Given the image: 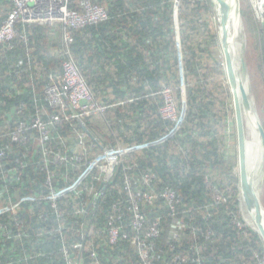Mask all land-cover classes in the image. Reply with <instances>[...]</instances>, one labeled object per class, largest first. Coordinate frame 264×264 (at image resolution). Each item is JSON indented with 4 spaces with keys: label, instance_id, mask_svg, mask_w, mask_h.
Returning a JSON list of instances; mask_svg holds the SVG:
<instances>
[{
    "label": "trees",
    "instance_id": "trees-1",
    "mask_svg": "<svg viewBox=\"0 0 264 264\" xmlns=\"http://www.w3.org/2000/svg\"><path fill=\"white\" fill-rule=\"evenodd\" d=\"M91 1L105 7L109 18L71 30L70 50L95 99L107 109L86 117L85 128L80 120L63 119L52 130L50 147L72 154L71 143L76 149L79 145L78 131L88 130L86 160L119 145L137 150L110 177L94 169L76 191L57 200V208L44 199L49 189L37 130L26 133L24 143L12 142L7 133L20 119L33 124L38 115L47 121L52 114L69 113L52 108L44 92L61 81V50L67 45L62 24H18L27 40L17 39L13 48L0 45V148L11 146L0 160V207L22 202L0 215V264H67L65 246L79 264H95L93 251L101 264H140L130 240L108 241L115 204L120 207L117 215L123 214L119 223L129 236L134 233L128 178L133 194L153 190L157 195L153 204L139 202L147 226L160 220L154 264H261L260 234L237 224H244L240 190L234 159L226 158L223 132L228 91L223 84L210 85L215 76L226 74L211 50L219 42L211 21L212 0L180 2L183 63L175 36L176 0ZM79 2L71 0L70 7L79 8ZM13 7L12 0H0V25ZM166 86L180 112L185 110L177 120L159 111ZM15 167L21 172L13 178ZM52 168L57 188L73 183L84 169ZM145 173L155 176L149 185L143 181ZM166 189L179 199L175 211L162 196ZM97 192L101 195L95 197ZM77 242L84 247L75 249ZM177 256L187 260L176 261Z\"/></svg>",
    "mask_w": 264,
    "mask_h": 264
},
{
    "label": "built area",
    "instance_id": "built-area-1",
    "mask_svg": "<svg viewBox=\"0 0 264 264\" xmlns=\"http://www.w3.org/2000/svg\"><path fill=\"white\" fill-rule=\"evenodd\" d=\"M256 1V2H255ZM256 10L264 20V0H255ZM71 0H12L13 9L9 13L8 17L0 25V45H9L14 47V41L17 39L26 41L27 36L25 33L19 32L17 25L38 23V24H62L64 26V40L67 47L61 50L63 61V75L61 82L55 81L46 88L45 98L49 102L50 106L56 110L62 112L69 111L64 114H52L46 121L42 119L40 115L37 116L33 124L20 119L13 129H11L7 135L12 142L24 143L25 134L31 133L34 129L38 132V141L42 148V161L41 164L46 173V184L49 189V193L44 199L53 203V206L57 208V200L64 197L73 191H76L77 186L87 178V176L96 169L95 167L105 171L110 177L116 168L123 165L126 156L132 150L111 148L95 157L93 160H86L89 148L85 144L88 133L79 132L77 134L78 146L76 151L72 154H65L62 152H56L50 147L52 141V130L57 124L64 120H80L84 117H89L98 113H103L107 109V106L99 103L88 86L86 79L75 62L70 46L73 42V36L71 30L79 29L91 24H97L103 22L109 18L108 11L105 7L94 4L91 0H80L79 8L74 9L70 7ZM164 110V109H163ZM162 110V116L172 120H177L174 116V112L171 114H165ZM21 112V110L19 111ZM64 119V120H63ZM2 134L0 133V136ZM11 146L8 144L5 147L0 148V160H4L7 155V149ZM25 164L20 163V167ZM68 166L75 173L81 168L83 171L74 178V182L63 187L57 188L55 184V178L57 176L56 169L52 166ZM19 167V168H20ZM13 178L20 174L18 167L13 168ZM6 177V175H5ZM154 175L152 173H145L143 181L145 185H149L153 182ZM131 180L127 179V189L132 197V210L134 211L133 235H130L124 230L123 224L119 223L123 214L120 213V207L115 204L114 210L116 215L110 216L111 225L108 229V241L110 244L115 245L121 240H130L133 246H135L141 257L140 264H154L155 255L152 251L155 249V239L160 233V220H155L147 226V220L145 215L139 208V202L146 201L149 204H153L157 195L155 191L149 190L145 192H137L133 194L130 190ZM218 191V190H216ZM215 191V193H216ZM219 192V191H218ZM220 193V192H219ZM2 192H0V196ZM76 195H79L77 192ZM101 193L97 192L95 197L100 196ZM162 196L167 200L170 208L175 211L176 205L179 199L176 196L175 191L166 189ZM10 203L0 207V215L16 210L20 203ZM240 228H245V225L238 222ZM75 249H82L83 243L77 242L73 245ZM62 253L67 259V264H79L77 259H74L71 254V247L65 246L62 248ZM93 258H95V264H101L98 259L97 252H92ZM176 261H186L187 257L177 256ZM261 264H264V258H260Z\"/></svg>",
    "mask_w": 264,
    "mask_h": 264
},
{
    "label": "rangeland",
    "instance_id": "rangeland-1",
    "mask_svg": "<svg viewBox=\"0 0 264 264\" xmlns=\"http://www.w3.org/2000/svg\"><path fill=\"white\" fill-rule=\"evenodd\" d=\"M254 1L255 0H241V13H242V25H243L242 36L245 39V48L243 52V57H244L245 66H246V72H245V74L247 75L246 79L249 82L250 88L252 90V96H253L254 103L256 106V111L258 112L257 113L258 117L264 126V20L261 18V16H259L256 10V6H255L256 1L255 2ZM180 2L181 0H176L173 5V9H174V22H175V33H176L175 36L178 42L177 43L178 55H179V59L183 63L181 27L179 25L180 24L179 23ZM212 2H213V10L215 13H213L211 21L214 23V26L216 28L219 42L217 43V46L213 47V49L211 48V50H214L212 53L213 56L218 58V59L216 58L217 60L216 62L219 63V65L223 66L225 69V58H224L225 56L223 57V54L221 51V48L223 50V47L220 44V36H219V29H218L219 28L218 26L219 20L217 18L218 11L215 8L214 0H212ZM50 25H55V24H50ZM225 73H226V69H225ZM212 80L213 81L210 84L211 88L214 87L215 83H219V86L223 84L224 86L223 90L228 91L226 95L227 109L225 111V113L227 114L226 120H228V122L226 125V129H223V132L225 134L224 141L226 144V155H227L226 158H228V156H231V159H234L233 171L235 172L236 177L238 178L236 185L239 187V190H240L238 138H237V132H236V119H235L236 117H235L234 107H233L235 102L233 99L227 73L223 76L222 75L215 76ZM57 82L60 83L61 81L58 80ZM186 85L187 83L184 80L181 86L183 90V95H185L186 90H187ZM161 93L164 94V99H165L164 104L159 109L161 113H162V110L164 109L163 113L165 114V116H167V114H171L172 112L175 113L174 116L176 118H178L181 115L182 116L185 115L184 109L181 112L178 109V102L176 101L174 92L172 91L171 88L166 86L164 87V90L161 91ZM217 94L220 97L223 96V95L221 96L219 93ZM95 115H98V114H95ZM85 118L86 117L81 118L80 121L85 122ZM175 129L177 130V127ZM86 132L91 134L88 130H86ZM254 138H255V135H254ZM85 144L87 143L85 142ZM254 147H255V152H256V143L254 144ZM117 148H121L124 150L131 148L132 150L130 151V153L137 150L136 147L132 148V147L124 146V145H119ZM95 168H98V166ZM82 171L83 170H81L80 173ZM260 191H261L262 203L264 205V177H263L262 188ZM216 194L218 195L219 192L216 191ZM239 200L241 204V192L240 191H239ZM241 210H240V216L242 217L244 221L245 227L254 231V229H252L250 225L248 224L244 216L245 213H243Z\"/></svg>",
    "mask_w": 264,
    "mask_h": 264
},
{
    "label": "bare ground",
    "instance_id": "bare-ground-1",
    "mask_svg": "<svg viewBox=\"0 0 264 264\" xmlns=\"http://www.w3.org/2000/svg\"><path fill=\"white\" fill-rule=\"evenodd\" d=\"M215 2V8L218 11L217 12V18H218V26H219V36H220V44L222 46V41L224 38H232L234 34V25H233V4L232 0H214ZM238 32L233 40V43L230 44V53L232 56L235 72L237 75V86L235 88V92L238 96L239 103L241 104V111L243 116V123L245 128V138H246V144L248 148V155H247V161H248V168H249V175L253 180V184L255 187V192L257 195H259L261 199V188L263 183V177H264V148L261 144V138L259 136L258 132V123L260 121L258 117V112L256 111V106L253 101V104L250 109H246L243 105L242 101V93L240 88V82L245 84V88L247 86V75L245 72H243L240 60L243 56L244 48H245V39L242 36V30L243 26L240 24L237 28ZM226 34V36H224ZM236 48V49H235ZM237 50V52H236ZM223 57L225 56L224 49L222 50ZM225 58V57H224ZM225 69H226V63H225ZM231 87V86H230ZM233 99L235 102V94L233 89H231ZM233 105V104H232ZM235 105V106H234ZM234 113H235V119L237 124V115H236V102L234 103ZM236 132H237V126H236ZM255 135V138H254ZM256 143V152L254 144ZM262 202V199H261ZM241 211L245 213V218L250 225L255 230L254 231H260V228L255 220V211L253 209L247 208L245 199L243 194L241 193ZM244 218V217H243Z\"/></svg>",
    "mask_w": 264,
    "mask_h": 264
},
{
    "label": "water",
    "instance_id": "water-1",
    "mask_svg": "<svg viewBox=\"0 0 264 264\" xmlns=\"http://www.w3.org/2000/svg\"><path fill=\"white\" fill-rule=\"evenodd\" d=\"M233 4V25H234V34L233 37L228 39L224 38L222 41V47L225 53V63H226V73L228 76V80L235 94V102H236V115H237V138H238V153H239V179H240V192L243 194L247 208L250 210L253 209L255 211V220L260 228V231H256L260 234L263 242H264V205L261 202L259 195L255 192V187L253 184V180L249 175L248 168V148L246 144L245 138V128L243 123V116L241 111V104L239 103L238 96L235 92V88L237 86V75L235 72L232 56L230 53V44L233 43L237 35V28L240 24H242V13H241V0H232ZM243 26V25H242ZM226 36V34L224 35ZM240 64L243 72L246 70L244 57L242 56L240 60ZM247 86L245 88V84L240 82V88L242 93V101L243 105L246 109H250L253 104V96L252 90L250 88L249 82L246 83ZM84 127V122L80 121ZM85 128V127H84ZM258 132L261 138V144L264 148V126L261 121L258 123Z\"/></svg>",
    "mask_w": 264,
    "mask_h": 264
},
{
    "label": "crops",
    "instance_id": "crops-1",
    "mask_svg": "<svg viewBox=\"0 0 264 264\" xmlns=\"http://www.w3.org/2000/svg\"><path fill=\"white\" fill-rule=\"evenodd\" d=\"M71 146H72V148H71V152L76 151V146L73 145V142L71 143ZM67 147H68V145H67ZM68 148H69V147H68Z\"/></svg>",
    "mask_w": 264,
    "mask_h": 264
}]
</instances>
